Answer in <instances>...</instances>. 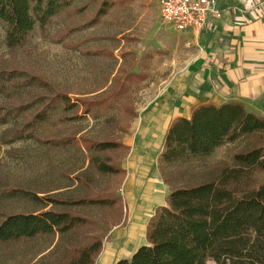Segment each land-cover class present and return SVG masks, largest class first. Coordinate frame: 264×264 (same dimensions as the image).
<instances>
[{"label":"trees","instance_id":"16d2710c","mask_svg":"<svg viewBox=\"0 0 264 264\" xmlns=\"http://www.w3.org/2000/svg\"><path fill=\"white\" fill-rule=\"evenodd\" d=\"M95 1L88 0L84 6L76 7L73 15L88 10ZM74 2L0 0V24L4 32L0 45L11 50L23 47L35 29L42 37H47L54 20L71 10ZM100 5L87 22L74 27L71 33L99 24L113 7L114 0H103ZM100 53L94 52L96 55ZM143 78L140 77L142 81ZM14 84L40 87L44 83L22 71L0 70V95L8 93L9 85ZM44 99L36 97L25 103L0 107L1 125L24 118L22 124L3 135L6 136L4 143L33 139L54 148L70 149L83 142L89 154V170L101 176H125L124 170L111 165L100 154L122 148L127 150L126 146L114 141L76 140L70 136H61L58 141L52 137L41 138L38 133L47 124L58 120L60 123L78 120L82 115L73 113L80 106L84 115H91V109L96 105L93 100L86 104L77 98L73 102L64 92ZM237 144L243 145L244 150L234 153L231 163L220 167L209 180L199 183L191 179L183 181L191 167L197 169L195 174L206 171L207 162L216 150ZM157 170L170 190L167 204L156 208L146 228V243L129 258L114 264H264V181L259 180L260 175H264L263 117L255 116L236 102L197 106L189 119L177 118L167 129ZM86 176L87 173H83L78 179L87 184ZM9 193L12 198L38 204L39 208L30 213L3 215L0 218L2 245L50 235H58L60 240L90 225L88 218L76 216L71 210L116 209L122 201V198L119 201L111 196L62 201L53 197L39 198L23 189ZM50 205L52 208L45 210ZM63 205L66 211L53 209ZM121 208L124 210V201ZM117 215L120 217L118 222H113V227L124 225L123 212ZM102 244L103 238L95 235L79 248L68 246L60 256L52 248L53 259L49 264H96Z\"/></svg>","mask_w":264,"mask_h":264},{"label":"rangeland","instance_id":"374dc122","mask_svg":"<svg viewBox=\"0 0 264 264\" xmlns=\"http://www.w3.org/2000/svg\"><path fill=\"white\" fill-rule=\"evenodd\" d=\"M102 1L96 0L88 10L73 15L76 7H82L88 2L75 0L71 10L54 20L47 37H42L39 30L35 29L23 47L11 50L0 45V70L22 71L44 83L40 87L9 85L10 91L0 95V107L25 103L36 97L47 99L60 92L67 94L73 102L79 98L82 102L86 101V104L91 100L96 104L91 109V115H84L82 106L77 108L73 114L82 116L74 122L60 123L58 120L47 124L41 131L38 130L41 138L52 137L60 141L61 136H70L89 142L114 141L127 148L132 144L131 128L135 121L133 115L136 110L139 113L152 96L148 81L143 82L145 76L143 75L142 81L141 76L137 75L149 68V61L138 58L135 52L143 30L139 34L138 28H132L134 13L127 7L116 5L114 0L113 7L103 16L102 22L88 30L71 33L74 27L82 25L94 15ZM165 26L161 23V28ZM168 28L176 32L173 28ZM3 34V25L0 24L2 39ZM94 52L101 53L96 55ZM169 76L171 74L156 77L166 81ZM152 77L154 76L146 75V78ZM23 121L24 118L19 117L7 124H0V218L6 214L38 210V204L12 198L9 191L15 189L27 190L39 198L53 197L62 201L97 196H111L119 198V201L122 197L126 201L122 184L124 175L101 176L89 170V154L83 142L70 149L62 146L54 148L33 139L4 143L6 136L3 135ZM243 150L244 146L240 144L220 148L207 162L206 171L201 170L195 174L197 169L188 167L191 170L183 181L191 179L192 182L199 183L209 180L220 167L231 163L234 153ZM100 156L119 168L127 166L131 158L128 149L123 148L109 150ZM83 173H87V184L78 179L82 178ZM259 180L263 182L264 175H260ZM123 201L119 202L116 209L71 210L76 216L88 218L90 225L69 236L65 235L60 240L58 235H50L29 242L0 244V264H49L53 259L52 248L60 256L68 246L79 248L87 243L90 236L95 235L103 238V248L95 263L114 264L119 258L114 250L107 263L102 261V257L106 246L112 245L117 234L121 233V229H113L117 227H113V222H118L120 216L117 213L123 212ZM50 208L51 205L45 210ZM53 209L66 211V206Z\"/></svg>","mask_w":264,"mask_h":264},{"label":"crops","instance_id":"0c3cea01","mask_svg":"<svg viewBox=\"0 0 264 264\" xmlns=\"http://www.w3.org/2000/svg\"><path fill=\"white\" fill-rule=\"evenodd\" d=\"M216 1L221 17L209 16L205 29L173 32L169 26L161 28L159 0H115L134 13L132 28L139 34L143 30L135 52L148 59L149 68L137 75L145 76L152 96L133 119L131 158L121 167L126 172L124 225L113 228L121 233L106 246V263L113 250L119 256L115 261L125 260L145 244L156 208L167 204L170 190L157 160L175 119H189L200 105L227 102L264 118V0ZM166 74H171L166 81L156 77Z\"/></svg>","mask_w":264,"mask_h":264},{"label":"built area","instance_id":"2783aa9c","mask_svg":"<svg viewBox=\"0 0 264 264\" xmlns=\"http://www.w3.org/2000/svg\"><path fill=\"white\" fill-rule=\"evenodd\" d=\"M162 24L175 31H199L208 25L209 16L220 18L216 0H159Z\"/></svg>","mask_w":264,"mask_h":264}]
</instances>
